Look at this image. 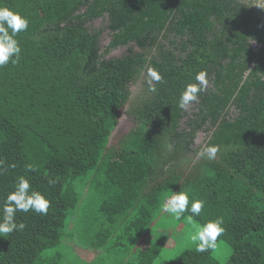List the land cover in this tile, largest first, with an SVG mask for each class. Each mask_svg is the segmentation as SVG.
<instances>
[{"label": "trees", "instance_id": "16d2710c", "mask_svg": "<svg viewBox=\"0 0 264 264\" xmlns=\"http://www.w3.org/2000/svg\"><path fill=\"white\" fill-rule=\"evenodd\" d=\"M168 209L207 239L162 264H264V11L0 0V264H155ZM72 221L89 254L64 263Z\"/></svg>", "mask_w": 264, "mask_h": 264}, {"label": "rangeland", "instance_id": "374dc122", "mask_svg": "<svg viewBox=\"0 0 264 264\" xmlns=\"http://www.w3.org/2000/svg\"><path fill=\"white\" fill-rule=\"evenodd\" d=\"M96 27H102L105 26V23L102 21L98 20L94 23ZM111 40L109 32L105 34L103 38V45L107 46ZM126 49L122 48L119 49L110 56V58H117V57H122L123 55L126 54ZM133 91H135L136 94L140 92V87L139 84L133 88ZM137 126V123L131 119L127 115V109L122 113V117L119 120L118 127L116 131L114 132L111 142H109V145H115L118 143V141L130 133L135 127ZM206 141V135L200 134L198 139H197V146L205 144ZM89 200V197H88ZM87 205V214L94 213L96 209L94 208L93 204L91 201H85ZM169 204V203H168ZM167 204V205H168ZM178 216L175 215L170 209H168L167 216L163 218V224L165 227H167L169 231V236H172V238L168 239L164 245V250L157 260L155 264H162L164 260H173L177 258L184 249L187 248H196L199 246L200 241L203 239L206 240L207 236L206 233L203 231V229L200 228L195 222H193L191 219L185 221L184 223L179 224L177 222ZM75 222V221H74ZM72 221V225L70 228L67 229V237L63 241L62 245V253L68 254V258H64V263L66 261L70 262H78L75 253H77L76 248L79 246L76 244L78 241V237H81V233L84 231V227H82V232L81 229L78 228L76 223ZM187 225V226H186ZM73 237V238H72ZM201 239V240H200ZM146 239L142 238V243L141 247L147 246ZM228 250V255L230 254V251L225 243H220L218 247L216 248L215 251V257L219 259L220 261H225L228 255H226V251ZM48 256H53L56 253V251L52 250L49 251ZM106 264V263H105Z\"/></svg>", "mask_w": 264, "mask_h": 264}, {"label": "water", "instance_id": "95a60500", "mask_svg": "<svg viewBox=\"0 0 264 264\" xmlns=\"http://www.w3.org/2000/svg\"><path fill=\"white\" fill-rule=\"evenodd\" d=\"M254 5L258 6L261 10L264 11V0H251Z\"/></svg>", "mask_w": 264, "mask_h": 264}, {"label": "crops", "instance_id": "0c3cea01", "mask_svg": "<svg viewBox=\"0 0 264 264\" xmlns=\"http://www.w3.org/2000/svg\"><path fill=\"white\" fill-rule=\"evenodd\" d=\"M76 251H77V255H83V256H85V255H88L89 254V252H88V250H86V249H84V248H82V247H77L76 248Z\"/></svg>", "mask_w": 264, "mask_h": 264}, {"label": "built area", "instance_id": "2783aa9c", "mask_svg": "<svg viewBox=\"0 0 264 264\" xmlns=\"http://www.w3.org/2000/svg\"><path fill=\"white\" fill-rule=\"evenodd\" d=\"M254 47H255V49H256V48H258V46H257V45H255V44H254Z\"/></svg>", "mask_w": 264, "mask_h": 264}]
</instances>
